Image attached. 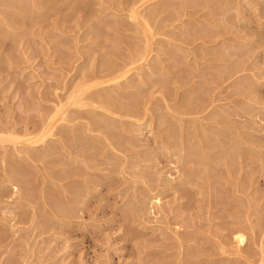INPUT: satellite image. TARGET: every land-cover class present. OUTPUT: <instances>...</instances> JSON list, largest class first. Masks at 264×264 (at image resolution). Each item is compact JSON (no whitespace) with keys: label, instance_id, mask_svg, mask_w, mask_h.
<instances>
[{"label":"rangeland","instance_id":"rangeland-1","mask_svg":"<svg viewBox=\"0 0 264 264\" xmlns=\"http://www.w3.org/2000/svg\"><path fill=\"white\" fill-rule=\"evenodd\" d=\"M12 1L0 264H264V0Z\"/></svg>","mask_w":264,"mask_h":264},{"label":"bare ground","instance_id":"bare-ground-1","mask_svg":"<svg viewBox=\"0 0 264 264\" xmlns=\"http://www.w3.org/2000/svg\"><path fill=\"white\" fill-rule=\"evenodd\" d=\"M6 2H7V1H6ZM8 2H9V1H8ZM11 2H14V1L11 0ZM1 4H2V3H1ZM151 4H152V3H151ZM151 4H150V5H151ZM137 5H138V4H137ZM132 10H133V9H132ZM132 10H131V11H132ZM129 16H130V15H129ZM139 16H140V15H139ZM142 18H143V17H142ZM134 19H135V18H134ZM152 35H153V34H152ZM143 37H144V36H143ZM145 43H146V42H145ZM152 45H153V44H152ZM134 46H135V45H134ZM143 46H145V45H143ZM145 48H147V47H145ZM141 49H144V48H141ZM132 51H133V50H132ZM138 51H139V50H138ZM143 51H144V50H143ZM133 52H134V51H133ZM146 52H147V53H146ZM146 52H144V53H145V54H148V50H146ZM137 53H138L137 55L139 56V52H137ZM144 53L142 52V54H144ZM135 54H136V53H135ZM137 55H135V56H137ZM133 56H134V54H133ZM133 56H132V57H133ZM147 57H148V56H147ZM136 58H137V57H135V59H136ZM142 58H143V57H142ZM133 59H134V58H133ZM136 60H138V59H136ZM139 60H141V57L139 58ZM130 61H131V60H130ZM130 61H129V62H130ZM132 61H133V60H132ZM141 61H142V60H141ZM141 61H140V62H141ZM129 62H128V63H129ZM136 62H138V61H136ZM132 63H133V62H132ZM138 63H139V62H138ZM136 64H137V63H136ZM126 67H128V66H126ZM117 71H118V70H117ZM127 71L129 72V70H127ZM136 71H137V70H136ZM119 74H121V73H119ZM119 74H118V75H119ZM124 76H125V78H126L125 72H124ZM124 76H122V75L117 76L116 79H117L118 83H121L122 81L124 82V79H125V78H123ZM115 82H116V81H115ZM115 82H112V83H115ZM118 83H117V84H118ZM117 84H116V85H117ZM121 84H122V83H121ZM112 85H113V84H112ZM99 86H100V85H99ZM104 86H105V85H104ZM118 86H119V85H118ZM120 86H121V85H120ZM112 90H113V89H112ZM110 91H111V89H110ZM110 91H109V92H110ZM107 92H108V88H107ZM111 92H112V91H111ZM117 93H118V92H117ZM101 95H102V94H101ZM105 95H106V94H105ZM116 95H117V94H116ZM108 96H109V93H108ZM112 97H113V96H112ZM72 98H73V97H72ZM72 98H71V99H72ZM105 98H108V97H105ZM110 98H111V96H110ZM98 99H99V98H98ZM82 101H83V100H82ZM105 101H106V100H105ZM80 104H81V103H80ZM58 106H59V105H58ZM130 106H131V105H130ZM61 107H62V106H61ZM62 109H63V108H62ZM58 110H59V109H58ZM62 113H63V112H62ZM53 114H54V113H53ZM55 114H56V113H55ZM57 114H58V113H57ZM58 115H60V113H59ZM50 116H51V115H50ZM56 117H57V119H58V116H55V119H54V118L52 119V117H50V118H51L52 121L54 122V120L57 121ZM51 119H50V120L48 119L49 122L51 121ZM222 120H223V119H222ZM52 121L50 122V123H51V126H53V122H52ZM56 121H55V122H56ZM44 124H45V123H44ZM47 124H48V123H47ZM47 124H46V126H47ZM48 126H50V125H48ZM51 126H50V128H51ZM63 127H64V126H63ZM90 127H91V126H90ZM47 128H49V127H47ZM59 128H60V127H59ZM61 128H62V127H61ZM94 128H95V127H94ZM92 129H93V128H92ZM44 130H45V128L43 129V131H44ZM46 130H47V132H48V129H46ZM46 130H45V131H46ZM49 130H50V129H49ZM51 131H53V130L51 129ZM47 132H46V133H47ZM49 133H50V132H49ZM51 133H52V132H51ZM51 133H50V134H51ZM61 133H62V132H61ZM74 133H75V132H74ZM44 134H45V133H44ZM1 135H2V134H1ZM27 135H28V134H27ZM59 135H60V134H59ZM65 135H66V134H65ZM4 136H6V135H4ZM43 136H45V137H42V138H44V139L46 138V139H47L46 136H49V135H43ZM60 136H61V135H60ZM2 138H3V137H2ZM4 138H5V137H4ZM17 138H18V137H17ZM19 138H20V137H19ZM39 138H40V137H39ZM64 138H65V137H64ZM70 138H71V137H70ZM72 138H73V137H72ZM0 139H1V138H0ZM6 139H7V138H6ZM25 139H26V138H25ZM44 139H43V140H44ZM66 139H67V138H66ZM16 140H17V139H16ZM16 140H15V141H16ZM19 140H20V139H19ZM0 141L2 142V143L0 142V144L6 143V142L8 143V142H9V138L7 139V141H5V139H4L5 142H3L2 139H1ZM10 141H11V139H10ZM12 141H13V140H12ZM25 141H26V140H25ZM25 141H24V144L27 143V141H26V142H25ZM31 141H32V139L29 141L30 144H29V143H27V144H28V145H31V143H33L34 140H33V142H31ZM35 141H36V140H35ZM16 142H17V141H16ZM16 142H13V145H14ZM40 142H41V141H40ZM65 142H66V141H65ZM9 143H10V142H9ZM11 143H12V142H11ZM19 143H20V142H19ZM37 143H38V142H37ZM37 143H35V144H37ZM66 143H67V142H66ZM120 143H121V142H120ZM20 144H21V143H20ZM22 144H23V143H22ZM123 144H125V143H123ZM126 144H127V143H126ZM32 145H33V144H32ZM0 146H1V145H0ZM14 147H15V145H14ZM73 147H74V146H73ZM71 148H72V147H71ZM71 148H69V149H71ZM72 149H73V148H72ZM72 149H71V150H72ZM75 149H76V148H75ZM75 149H74V150H75ZM78 149H79V147H78ZM69 151H70V150H69ZM72 151H73V150H72ZM76 151H77V150H76ZM79 151H80V150H79ZM74 153H75V152H74ZM74 153H73V154H74ZM190 153H191V152H190ZM190 155H191V154H190ZM190 155H188V156H190ZM194 155H195V154H193V156H194ZM197 158H198V157H197ZM185 162H186V161H185ZM184 164H185V163H184ZM14 166H15V165H14ZM15 169H16V168H15ZM188 172H189V171H188ZM184 173H185V172H184ZM188 174H189V173H188ZM192 174H193V173H192ZM202 174H203V173H202ZM67 175H68V174H67ZM194 176H195V175H194ZM200 176H201V175H200ZM98 179H99V178H98ZM83 180H84V179H83ZM187 180H188V179H187ZM188 181H189V180H188ZM191 181H192V179H191ZM189 182H190V181H189ZM79 183H80V182H79ZM181 183H182V182H181ZM100 184H101V183H100ZM183 185H184V184H183ZM181 186H182V185H181ZM82 187H83V186H82ZM94 187H95V186H94ZM76 189H77V188H76ZM76 189H75V190H76ZM80 189H81V188H80ZM97 189H98V188H97ZM94 190H95V189H94ZM89 191H90V190H89ZM91 191H92V190H91ZM95 191H96V190H95ZM89 195H90V194H89ZM20 196H21V195H20ZM78 196H79V195H78ZM78 198H79V197H78ZM19 199H20V198H19ZM67 199H68V198H67ZM74 199H75V198H74ZM70 200H71V199H70ZM65 201H66V200H65ZM68 201H69V200H68ZM79 201H80V200H79ZM66 202H67V201H66ZM61 203H62V202H61ZM61 203H60V204H61ZM69 203H70V202H69ZM56 205L58 206L57 203H56ZM60 206H61V205H60ZM141 208H142V207H141ZM60 209H61V208H60ZM58 210H59V209H58ZM58 210H57V211H58ZM65 214H66V212H65ZM67 214H68V213H67ZM64 216H65V215H64ZM66 216H67V215H66Z\"/></svg>","mask_w":264,"mask_h":264}]
</instances>
